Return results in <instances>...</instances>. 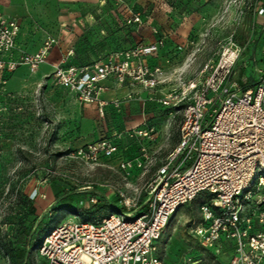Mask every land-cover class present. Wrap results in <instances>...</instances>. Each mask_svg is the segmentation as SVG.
I'll list each match as a JSON object with an SVG mask.
<instances>
[{"label": "rangeland", "instance_id": "374dc122", "mask_svg": "<svg viewBox=\"0 0 264 264\" xmlns=\"http://www.w3.org/2000/svg\"><path fill=\"white\" fill-rule=\"evenodd\" d=\"M262 10L264 0H105L93 8V15L65 21L60 30L51 26L46 41L55 40L54 48L72 44L78 57L89 63L162 42L146 60L161 71L156 87L139 85L124 98L128 102L137 97L140 103L136 128H126L117 113L101 114L97 106L93 110L82 105L68 90L50 83L51 70L40 75L41 65L35 72L24 65L13 71L5 67L7 84L0 83V264H44L40 246L57 226L112 214L124 219L129 215L126 203L145 204L180 142L184 106L163 102L180 93L207 62L217 60L221 45L230 40L241 51L232 81L240 92L254 90L264 69ZM29 18L32 39L43 29L40 15ZM3 57L0 64L7 66ZM108 139L119 148L115 156L91 160L80 154ZM123 161L131 162L129 173L122 170ZM255 198L264 203V186ZM210 199L201 194L170 221L158 243L167 264L204 257V245L190 231L201 221L200 206ZM147 209L138 207L132 213ZM210 258L206 254L205 260Z\"/></svg>", "mask_w": 264, "mask_h": 264}, {"label": "built area", "instance_id": "2783aa9c", "mask_svg": "<svg viewBox=\"0 0 264 264\" xmlns=\"http://www.w3.org/2000/svg\"><path fill=\"white\" fill-rule=\"evenodd\" d=\"M136 22H140L138 17ZM19 31L16 21L0 14L1 56L16 50ZM56 44L49 39L38 53L24 54L20 62L11 61L7 66L0 64V83L7 84L5 67L13 71L17 65H25L35 72ZM161 45L120 51L89 66H67L63 61L51 79L82 105H96L104 114L110 105L118 109L127 101L102 100L110 78L121 86L130 80L146 89L156 87L161 71L148 66L146 60ZM219 52L217 60L207 62L198 77L163 102L165 106L173 101L183 105V121L180 142L152 185V197L142 205L126 203L129 215L124 219L112 214L92 222L57 226L40 246L44 264H167L158 253V243L178 211L203 193L211 199L200 206L201 221L190 233L204 245V257H189L185 264H223V260L226 264H264V203L255 198L264 186V69L254 90L240 92L232 81L240 48L230 40ZM118 152V146L108 139L88 145L80 154L97 160ZM121 168L129 173L132 164L123 161ZM145 206L146 212L133 215L134 209ZM209 253L210 262L205 260Z\"/></svg>", "mask_w": 264, "mask_h": 264}, {"label": "crops", "instance_id": "0c3cea01", "mask_svg": "<svg viewBox=\"0 0 264 264\" xmlns=\"http://www.w3.org/2000/svg\"><path fill=\"white\" fill-rule=\"evenodd\" d=\"M105 0H0V14H3L7 18L16 19L20 24V32L16 39V50L13 54L3 57L6 62L16 61L24 54L34 55L38 53L46 43V31L51 30V26H54L57 30H60V25L65 21H73L82 19L81 15H93L92 10L98 6L100 2ZM29 15H40L39 25L42 27V31L35 32L32 39L30 38L31 18ZM32 36V35H31ZM76 48L72 44H60L51 50L47 61L40 67V75L52 71L54 73L55 68L63 61H66L67 66H89L95 62H87V58L84 60L78 57ZM107 59V58H106ZM26 67V68H25ZM25 69H28L24 65ZM16 73V72H15ZM16 74H11L12 77H16ZM198 77V75L196 76ZM194 77V78H196ZM12 78V79H14ZM9 81H11L9 79ZM52 79L50 80V83ZM108 87L107 92L102 95V100L107 103H112L116 100H124V98L137 90V84H133L130 80L123 86L119 85L113 78H110L105 82ZM69 94H72L68 91ZM74 95V94H73ZM137 105L140 107V103L135 97L132 101H123L121 108L117 111L112 105L105 109L107 115L117 113L118 117L122 119L123 125L130 129L136 128L137 122L141 119H137ZM95 110L96 105H91ZM97 108V107H96ZM85 124H91V121L85 119Z\"/></svg>", "mask_w": 264, "mask_h": 264}, {"label": "trees", "instance_id": "16d2710c", "mask_svg": "<svg viewBox=\"0 0 264 264\" xmlns=\"http://www.w3.org/2000/svg\"><path fill=\"white\" fill-rule=\"evenodd\" d=\"M97 219H98V218H97ZM97 219H94V220H91V221L82 222V223L92 222V221H95V220H97ZM99 219H101V218H99Z\"/></svg>", "mask_w": 264, "mask_h": 264}]
</instances>
